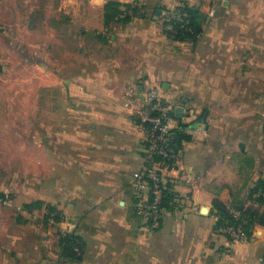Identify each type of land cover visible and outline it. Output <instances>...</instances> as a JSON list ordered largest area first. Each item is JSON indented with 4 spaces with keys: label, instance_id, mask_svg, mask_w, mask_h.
I'll use <instances>...</instances> for the list:
<instances>
[{
    "label": "crops",
    "instance_id": "obj_1",
    "mask_svg": "<svg viewBox=\"0 0 264 264\" xmlns=\"http://www.w3.org/2000/svg\"><path fill=\"white\" fill-rule=\"evenodd\" d=\"M110 1L135 10L107 20ZM183 4L202 13L195 40L164 30ZM0 66V264H264V227L231 243L213 207L264 179V0H0ZM150 88L189 137L158 230L133 184Z\"/></svg>",
    "mask_w": 264,
    "mask_h": 264
},
{
    "label": "built area",
    "instance_id": "obj_2",
    "mask_svg": "<svg viewBox=\"0 0 264 264\" xmlns=\"http://www.w3.org/2000/svg\"><path fill=\"white\" fill-rule=\"evenodd\" d=\"M209 15L214 16L215 10L211 9ZM178 28L194 34L188 12L179 6L164 16L165 32L174 34L178 32ZM201 34L196 37L199 38ZM142 101L139 125L146 147L141 168L133 174L136 212L146 228L158 230L166 213V174L177 168L180 158L179 149L171 142V137L177 129L174 123L175 108L156 88L148 89L143 94ZM231 214V219L218 216L217 233L231 243L247 242L251 235L243 225L248 223V219L240 211L231 210Z\"/></svg>",
    "mask_w": 264,
    "mask_h": 264
},
{
    "label": "trees",
    "instance_id": "obj_3",
    "mask_svg": "<svg viewBox=\"0 0 264 264\" xmlns=\"http://www.w3.org/2000/svg\"><path fill=\"white\" fill-rule=\"evenodd\" d=\"M180 9L183 11L188 12L191 20V26L194 29V34L186 32L183 29L178 28L177 33H169L166 32L167 35L175 40V41H184L187 39L195 40L197 39L196 35L202 33L203 31V16L202 13L196 9L189 7L186 4L180 5ZM106 10V19L107 20H127L129 19L130 15L128 14L129 10H135V7L132 5H125L121 7L117 2L110 1L105 6ZM1 70V66H0ZM262 133L264 136V122L262 125ZM189 137L182 134L177 133L171 137V142L179 149V143L182 139H188ZM250 195L255 197L254 200L260 204L264 205V179H260L258 183L253 187L251 190ZM41 201L33 202L32 204H27L26 207H32L34 204H39ZM168 203V195L166 194L165 198V206ZM213 207L218 216L221 218H233L231 214V209L222 203L219 200H214ZM247 219L248 223L243 225V227L247 230V232L251 235L256 228V226L264 227V212H259L258 210H242L240 211ZM60 246L63 250V255L65 257H69L70 259H79L80 256L78 255L77 248L82 247L81 239L74 235V234H65L60 239Z\"/></svg>",
    "mask_w": 264,
    "mask_h": 264
},
{
    "label": "rangeland",
    "instance_id": "obj_4",
    "mask_svg": "<svg viewBox=\"0 0 264 264\" xmlns=\"http://www.w3.org/2000/svg\"><path fill=\"white\" fill-rule=\"evenodd\" d=\"M255 186V185H254ZM253 186V187H254ZM253 187H251V188H248V189H245V190H242L238 195H237V197L235 198V200L233 201V203L231 204V206L229 207L231 210H234V211H242V210H246V209H248V210H258L259 212H264V205H260V204H258L255 200H254V198L255 197H252L251 195H250V193H251V190L253 189ZM9 201L10 202H12V200L9 198ZM10 204V203H9ZM9 204H7V205H9ZM7 205L6 204H4V203H1V206L2 207H7ZM16 205V202H14V206ZM17 215L18 214H20L19 212H17L16 213ZM19 216V215H18ZM55 218H59V216L58 215H53V221L54 222H57L56 220H55ZM32 219H34L35 221L36 220H38V219H40L39 221L42 223V224H44V221H45V217L41 214V217L39 218L38 216L36 217V218H32ZM49 222V221H48ZM33 223H35L34 221H33ZM30 230L31 229H29V231L28 232H30ZM63 236V235H62ZM62 238V237H61ZM234 243H236V242H234Z\"/></svg>",
    "mask_w": 264,
    "mask_h": 264
}]
</instances>
